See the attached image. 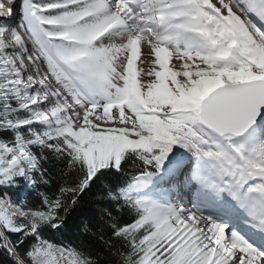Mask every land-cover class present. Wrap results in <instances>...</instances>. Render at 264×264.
Masks as SVG:
<instances>
[{"label":"snow or ice","instance_id":"snow-or-ice-1","mask_svg":"<svg viewBox=\"0 0 264 264\" xmlns=\"http://www.w3.org/2000/svg\"><path fill=\"white\" fill-rule=\"evenodd\" d=\"M0 264H264V0H0Z\"/></svg>","mask_w":264,"mask_h":264},{"label":"trees","instance_id":"trees-1","mask_svg":"<svg viewBox=\"0 0 264 264\" xmlns=\"http://www.w3.org/2000/svg\"><path fill=\"white\" fill-rule=\"evenodd\" d=\"M24 199L28 200V202H34L35 201V196L32 194H27L26 196H23ZM80 213H74L73 214V220L70 221V228L64 232L63 235L57 234L53 238L56 240H63L67 239L70 241H75L77 243H86L85 238L81 237L75 228V221L76 219L80 216Z\"/></svg>","mask_w":264,"mask_h":264},{"label":"bare ground","instance_id":"bare-ground-1","mask_svg":"<svg viewBox=\"0 0 264 264\" xmlns=\"http://www.w3.org/2000/svg\"><path fill=\"white\" fill-rule=\"evenodd\" d=\"M18 4H19V0H16V2L10 5L8 8H16ZM185 199H187V197H185Z\"/></svg>","mask_w":264,"mask_h":264}]
</instances>
